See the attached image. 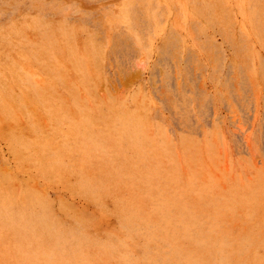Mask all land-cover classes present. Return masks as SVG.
<instances>
[{
    "label": "rangeland",
    "instance_id": "obj_1",
    "mask_svg": "<svg viewBox=\"0 0 264 264\" xmlns=\"http://www.w3.org/2000/svg\"><path fill=\"white\" fill-rule=\"evenodd\" d=\"M0 264H264V0H0Z\"/></svg>",
    "mask_w": 264,
    "mask_h": 264
}]
</instances>
